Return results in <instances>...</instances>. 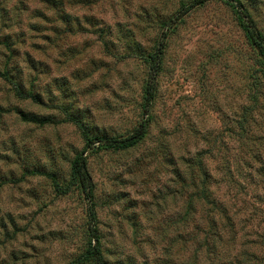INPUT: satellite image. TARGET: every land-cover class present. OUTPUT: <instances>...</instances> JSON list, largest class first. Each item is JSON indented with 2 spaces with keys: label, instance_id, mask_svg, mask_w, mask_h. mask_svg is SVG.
Listing matches in <instances>:
<instances>
[{
  "label": "rangeland",
  "instance_id": "374dc122",
  "mask_svg": "<svg viewBox=\"0 0 264 264\" xmlns=\"http://www.w3.org/2000/svg\"><path fill=\"white\" fill-rule=\"evenodd\" d=\"M196 1L0 0V264H264V0Z\"/></svg>",
  "mask_w": 264,
  "mask_h": 264
},
{
  "label": "trees",
  "instance_id": "16d2710c",
  "mask_svg": "<svg viewBox=\"0 0 264 264\" xmlns=\"http://www.w3.org/2000/svg\"><path fill=\"white\" fill-rule=\"evenodd\" d=\"M209 0H197L195 2L196 5H202L206 3ZM236 1L238 5V0H233ZM240 5V3H239ZM238 5V6H239ZM237 6V7H238ZM236 7V6H235ZM240 11V10H239ZM243 17H247L249 22L247 21V25L245 23V30L247 32V35L249 36L250 40L252 43L257 44V46L260 49V53L262 54V57L264 58V39L262 35L260 34H255V32L252 30V26H250V23H252L251 18L248 16V14L245 13ZM162 58V49H159L157 53L150 54L149 55V60L151 62V66L153 69L157 68L158 65L161 62ZM0 78L9 82L10 84L14 85V91L15 95L20 99V100H32L34 102H38L39 98L33 93H25L21 86L16 84V82L11 78V75L9 74L8 71L0 72ZM154 94H155V83L151 81L148 83L147 88H146V113L148 115V108L154 99ZM22 119L26 122H32L35 124L39 125H45L47 124L46 119H40V118H35V117H29L26 116L25 114H21ZM148 122H144L141 127L130 137L122 140H111L109 138H92L88 136V133L85 129L83 130V136L86 141V146L83 150V152L78 155L75 160L72 163V179L70 186L67 188H62L60 185L56 184L57 191L59 193H67L72 187L77 184L84 193H88L89 197L93 195L94 193V185L92 178L88 172L87 169V157L86 153L88 150H90L94 145L97 143L100 144L101 149H112V150H126L135 147L137 144H139L147 135V124ZM93 218H95V215L93 214ZM96 220V219H95ZM94 236L93 241L96 242L97 244L93 246L92 240L90 242V250L87 252V254L95 261L96 264H108L103 257L102 250L100 247V239L96 234V231H94Z\"/></svg>",
  "mask_w": 264,
  "mask_h": 264
}]
</instances>
